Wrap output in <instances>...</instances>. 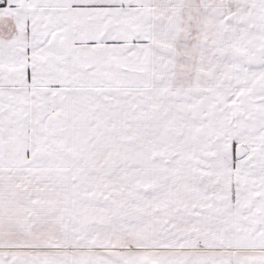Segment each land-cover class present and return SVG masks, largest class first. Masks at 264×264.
Returning a JSON list of instances; mask_svg holds the SVG:
<instances>
[{"label":"snow or ice","instance_id":"obj_1","mask_svg":"<svg viewBox=\"0 0 264 264\" xmlns=\"http://www.w3.org/2000/svg\"><path fill=\"white\" fill-rule=\"evenodd\" d=\"M0 264H264V0H0Z\"/></svg>","mask_w":264,"mask_h":264}]
</instances>
